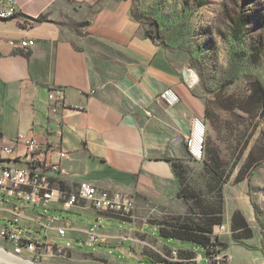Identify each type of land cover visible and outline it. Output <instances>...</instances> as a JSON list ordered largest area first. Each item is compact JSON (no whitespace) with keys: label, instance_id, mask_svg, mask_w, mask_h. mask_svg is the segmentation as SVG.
<instances>
[{"label":"crops","instance_id":"0c3cea01","mask_svg":"<svg viewBox=\"0 0 264 264\" xmlns=\"http://www.w3.org/2000/svg\"><path fill=\"white\" fill-rule=\"evenodd\" d=\"M15 6L14 18L0 20V160L27 164L18 138L48 145L47 166L58 160L56 149L64 151L60 169L47 172L56 194L75 193L81 182L123 192L134 198L140 226L84 201L64 210L56 199L32 205L0 190V230H25L40 255L14 254L0 236V264L154 263L140 243L166 246L151 220L186 212L173 163L188 158L193 120L205 114L199 78L192 87L183 79V70L193 69L190 57L147 37L131 0H15ZM29 39L31 47L13 46ZM58 88L65 102L53 107L49 94ZM165 88L178 95L176 105L159 99ZM5 145L13 148L9 156ZM91 234L103 243L89 246ZM47 244L63 254L45 252ZM194 255L182 260L198 264L202 255Z\"/></svg>","mask_w":264,"mask_h":264},{"label":"rangeland","instance_id":"374dc122","mask_svg":"<svg viewBox=\"0 0 264 264\" xmlns=\"http://www.w3.org/2000/svg\"><path fill=\"white\" fill-rule=\"evenodd\" d=\"M131 3L133 13L152 35L156 27L159 29V43L187 53L202 84L206 112L201 120V155L198 159L189 154L184 162L178 163V172L188 193L197 194L206 205L215 200L219 186L205 163L218 169L223 213L222 224L215 230L223 244L213 259L202 257L198 264H264L259 250L264 248V139L261 136L264 116L258 103L249 97L252 81L259 80L264 86V0H131ZM234 13H240L245 22L238 39L232 37L230 30ZM230 79L232 82L226 84ZM250 152L251 167L243 169ZM250 173L253 174L248 183ZM241 176L244 180L235 183ZM180 186L179 182V189ZM135 210L129 217L119 218L135 220L140 226L133 219ZM235 210L242 213L253 232L252 238L244 239V243L258 250H247L231 240L230 216ZM185 214L187 209L182 216ZM173 216L177 215L151 222L157 225ZM144 232L151 234L152 227L146 226ZM163 240L166 246L159 248H155L153 240L140 243L142 252L154 262L141 264H196L195 260L182 259L202 255L201 247L191 242ZM171 249L177 253L176 260Z\"/></svg>","mask_w":264,"mask_h":264},{"label":"built area","instance_id":"2783aa9c","mask_svg":"<svg viewBox=\"0 0 264 264\" xmlns=\"http://www.w3.org/2000/svg\"><path fill=\"white\" fill-rule=\"evenodd\" d=\"M17 9L15 0H0V20H8L14 18ZM34 45L33 40H20L13 43L17 48H26ZM168 107L176 105L179 101L178 95L171 89L165 88L158 94ZM49 99L53 103V107H62L65 98L62 89H53L49 94ZM196 133L202 135V123L198 119L193 120V128L191 135L187 141V148L189 153L195 157L200 158L201 151L195 155L191 148L193 136ZM201 137V136H200ZM15 142H23L28 154L27 164L23 167L5 165L3 160H0V190L3 192H10L14 196L21 199V202L46 206L53 200L61 202L64 210L74 206L79 201H84L90 207L102 213H108L116 217H129L135 209V200L130 195L119 191H108L94 187L87 182H81L75 193L68 195L56 194L48 179V171L56 172L60 169V162L67 156V153L56 149L58 160L52 162L47 166V157L51 153L48 145H40L35 139L21 141L20 138ZM5 155L13 153L12 146L5 145L1 149ZM37 154L44 155V161L38 163ZM65 227L58 230V235L64 237ZM0 236L9 241L13 246V253L20 254L22 249H27L33 254V258H38L37 245L25 238L21 232H11L8 229H1ZM104 239H99L95 234H91L87 241L89 246H95L103 243ZM63 248L47 244L45 252L52 255H62ZM176 251H171V256L176 260Z\"/></svg>","mask_w":264,"mask_h":264},{"label":"trees","instance_id":"16d2710c","mask_svg":"<svg viewBox=\"0 0 264 264\" xmlns=\"http://www.w3.org/2000/svg\"><path fill=\"white\" fill-rule=\"evenodd\" d=\"M236 16L231 17V35L234 39H238L244 29L245 22L244 18L240 13H234ZM136 18H139L136 13H134ZM145 35L149 37L154 42H159V29L156 27L155 34L152 35L147 29ZM232 79L228 80L226 84H230ZM251 99H254L258 103V107L261 109V114L264 116V86L259 80H254L251 82L250 88ZM206 112V109H205ZM261 136L264 139V129L261 132ZM38 163L44 161L43 154H37ZM252 163V152L249 153L243 169H249ZM178 164L173 163V168L177 174L180 182V189L178 191V196L183 199L187 206V214L184 216L177 215L173 217H167L162 219L157 223L158 226V236L161 239H175L179 241H186L196 244L202 249V257L207 260L213 259L216 254L220 251L219 247L222 246V241L219 240L215 228L220 227L222 224V197H221V182L222 179L219 176L218 169L214 168L212 165L205 163L216 183L218 184V195L215 200L209 202L205 205L204 201L195 193H188L187 189L184 187V182L180 172H178ZM253 173L248 176V183H250V178ZM244 177H238L235 179V183L243 181ZM186 186V185H185ZM193 200V203H189V200ZM196 216H200L201 219H195ZM119 218V217H118ZM230 230H231V240L235 245L246 248L247 250H258L257 247L249 246L244 243V239L252 238L253 232L248 225L246 219L239 210L232 212L230 216ZM227 245H224V248ZM260 252L264 258V248L261 247ZM175 264H182L181 262Z\"/></svg>","mask_w":264,"mask_h":264},{"label":"water","instance_id":"95a60500","mask_svg":"<svg viewBox=\"0 0 264 264\" xmlns=\"http://www.w3.org/2000/svg\"><path fill=\"white\" fill-rule=\"evenodd\" d=\"M183 74V79H184V82L189 86V87H192L194 85V83L197 82V74L196 72L190 68V67H187L183 70L182 72ZM22 234L25 238L29 239V236L27 233H25V230H22Z\"/></svg>","mask_w":264,"mask_h":264},{"label":"bare ground","instance_id":"6f19581e","mask_svg":"<svg viewBox=\"0 0 264 264\" xmlns=\"http://www.w3.org/2000/svg\"><path fill=\"white\" fill-rule=\"evenodd\" d=\"M200 133H196L193 136L191 148L195 155H198L199 151H201V137Z\"/></svg>","mask_w":264,"mask_h":264}]
</instances>
